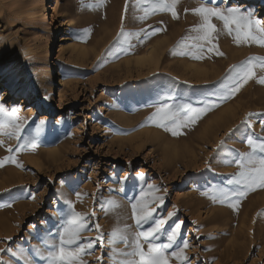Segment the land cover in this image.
Returning <instances> with one entry per match:
<instances>
[{"label":"rangeland","instance_id":"rangeland-1","mask_svg":"<svg viewBox=\"0 0 264 264\" xmlns=\"http://www.w3.org/2000/svg\"><path fill=\"white\" fill-rule=\"evenodd\" d=\"M51 2L0 0V63L19 87L16 99L3 101L0 82V105L6 112L18 109L22 127L20 140L0 136V262L47 264L49 246L58 243L74 209L89 217L81 243L96 241L83 256L86 264H121L131 259L122 254L131 248L111 243L112 233L126 225L133 233L153 226L151 220L135 224L131 204L143 199L154 218L165 221L164 235L154 242L167 244V234L176 231L168 251L179 250L186 239L184 253L191 264H264V189L223 203L218 191L235 187L228 184L239 171L233 161L252 150L246 137H264V84L258 82L264 69L258 62L256 78L223 98L231 83L229 69L264 57V47L237 45L222 22L213 19L219 31L214 43L224 55L207 48L200 53L191 37L202 19L192 9L204 0H179L178 18L158 11L144 20L139 17L150 6L144 0L139 6L138 0H62L53 23ZM208 6L251 10L261 22L244 0H213ZM153 46L159 52L156 62L139 63L138 57ZM194 52L203 58H194ZM46 71L52 76L41 80ZM25 96L51 111L39 107L25 113L19 107ZM161 97L169 104L216 106L173 136L148 120ZM26 140L35 147L21 148ZM10 156L15 163L5 159ZM156 196L164 198L162 204L154 201ZM237 199L238 211L231 207ZM171 264L181 261L172 258Z\"/></svg>","mask_w":264,"mask_h":264},{"label":"snow or ice","instance_id":"snow-or-ice-1","mask_svg":"<svg viewBox=\"0 0 264 264\" xmlns=\"http://www.w3.org/2000/svg\"><path fill=\"white\" fill-rule=\"evenodd\" d=\"M144 2L149 3L150 6L143 8L144 15L139 17L140 20L147 19L150 14L158 11H170L174 18H178L175 7L179 0H144ZM216 2L218 4L220 0H216ZM211 3H213V0H204V3L199 7L192 9L194 14L200 16L202 19V23L192 29L196 35L191 37L193 47L198 49L200 53H203V50L207 48V52L215 51L218 56L224 55L223 52L219 51L218 45L214 43L218 39L219 31L217 25L213 23V19H218L222 22L223 30H226L227 34L233 37L237 45L251 42L264 47V24L252 18L254 13L251 10L245 12L239 7L231 6L226 9H221L219 6L209 7L208 4ZM139 4L140 0H138V6ZM83 31L90 32L91 29ZM155 31L159 32L160 29L157 28ZM123 35L124 32L122 30L121 36ZM136 35H139V33ZM192 55L196 59L203 58L202 54L195 52ZM257 62L259 67L264 69V57L249 58L247 61L241 62L239 65H233L229 69L226 79L230 78L231 83L227 85L223 93L224 99L235 95L245 84L256 78ZM258 82L264 84V76H260ZM166 101V97L160 98V103L156 105V111L148 120L155 123L156 126L170 131L173 136L180 135L182 128L194 125L212 107L216 106L214 103H210L204 107L194 108L190 103L169 104ZM17 111L18 109L13 108L10 112H6L4 107L0 105V136L6 135L9 139H21L20 133L22 127L18 123L19 117L16 115ZM243 123L250 127L248 120H245ZM261 123L264 125V120ZM41 124H43V121H41ZM6 128L11 130H6ZM246 141L252 150L238 154L237 158L233 161L238 165L239 171L232 174L231 179L228 180V184L235 187L229 190L218 189L222 197V203L233 196L245 197L248 192L255 191L257 188L264 189V137L257 138L254 141L253 136H247ZM3 144L4 141L0 140V145ZM24 144H32L35 147V144L30 140L24 141L20 147L22 148ZM221 144L223 145V142ZM7 150L10 153L13 151L11 146ZM5 159L13 163L16 162L14 156ZM3 164L4 161H0V167H3ZM17 166L23 167L21 164ZM149 188L154 192L159 191L153 185H149ZM76 195L79 197L80 193ZM30 198L35 199V196H31ZM163 200L164 198L161 196L154 197V201H159L161 204ZM111 203L114 207H120L116 202ZM68 204L71 205L72 202L68 201ZM239 204L240 200L237 199L235 203L231 204V207L238 211ZM131 209L137 227L148 223L150 220L153 221V226L146 231L135 233L131 232L127 225L123 229L113 231L111 243L123 242L127 248H131V251L122 253L126 257H131V259H125L121 264H171L172 258L181 261V264H191V258L184 253V249L189 247V242L186 239L183 241L182 248L177 251H168L176 242V231L167 234V244L154 242L161 235H164L162 225L165 221L162 218L159 220L154 218V211L149 206V202L143 199L137 200L131 204ZM174 215L175 213L168 214L169 217ZM88 219L87 214L75 212L74 209L67 215L65 220L67 226L58 235V243L49 246V254L47 257H44L47 260V264H86L83 256L89 254L96 243V241L91 239H88L86 243H81L83 239L81 234L88 229ZM180 224L182 222L176 225L177 229L180 227ZM95 228L99 230L100 226L98 223L95 224ZM145 244H147V248H145Z\"/></svg>","mask_w":264,"mask_h":264},{"label":"bare ground","instance_id":"bare-ground-1","mask_svg":"<svg viewBox=\"0 0 264 264\" xmlns=\"http://www.w3.org/2000/svg\"><path fill=\"white\" fill-rule=\"evenodd\" d=\"M61 1L62 0H52L50 7L48 8L50 10V12H52L51 23L56 21L57 15L60 13ZM254 1L255 0H244V6L253 7L255 9V11L257 12L256 16L259 17L261 19V23L264 24V1L260 0V1H258V3H252ZM51 23L47 22L46 27L49 30L53 31V26H51ZM6 45H7V47H9L8 42ZM156 49L157 48H155L153 46L151 48V50L150 51L148 50V52L144 56L141 55L142 57H138L137 61L139 63L140 62L141 63L156 62L155 60L157 59V54L159 53L158 49L157 50ZM63 51H64V47L61 44L60 49H59V53L62 54ZM50 66H52V65L50 64ZM43 73H44V75H41L39 77V78H41V80H44V79L52 76L51 71H46ZM60 81H61L62 85H65V79L62 77V75H61ZM0 82L2 83V85H4V89H5L4 94H2V100L3 101H5L7 99H11V98L16 99L19 96V91H18L19 87H17V85H16L15 77L11 73H9L8 70L6 69V67L4 65H2L1 63H0ZM27 87L29 88V86H27ZM19 107L21 108L22 111H24L25 113H28V114H31L35 111L37 112L39 107L42 108L45 113H48L49 111H51V109H49L48 106L42 107L35 99H29L26 96L20 98V106ZM229 122H231V121H229ZM229 122H227V123H229ZM165 142H167V140H165ZM195 201H197L198 203L202 202V200L200 198L199 199L196 198Z\"/></svg>","mask_w":264,"mask_h":264}]
</instances>
